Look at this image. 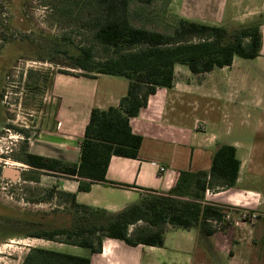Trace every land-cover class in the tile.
Instances as JSON below:
<instances>
[{"label":"crops","instance_id":"1","mask_svg":"<svg viewBox=\"0 0 264 264\" xmlns=\"http://www.w3.org/2000/svg\"><path fill=\"white\" fill-rule=\"evenodd\" d=\"M182 3L192 9L191 21L208 25H244L261 16V56L235 57L231 66L203 75L176 65L173 87L158 88L130 119L143 138L138 158L112 156L105 181H94L89 192L79 190L82 178L63 175L64 190L82 205L118 213L145 195L168 194L181 172H209L218 143L237 149L239 178L234 187L204 196V205L225 215L213 222L214 233L167 225L160 248L105 238L101 253L84 257L91 264H264V217L244 220L241 212L264 214V0ZM121 78L52 74L28 152L79 163L92 110L117 107L128 93L129 82Z\"/></svg>","mask_w":264,"mask_h":264},{"label":"trees","instance_id":"2","mask_svg":"<svg viewBox=\"0 0 264 264\" xmlns=\"http://www.w3.org/2000/svg\"><path fill=\"white\" fill-rule=\"evenodd\" d=\"M132 3L133 0H75L74 3L81 8L80 13L96 42L109 52L99 57L95 47L81 46L77 56L69 57L81 70L79 75L116 76L129 82L128 93L121 98L119 106L105 111L92 110L80 142L79 163L29 152L19 160L33 169L82 178L79 184L82 192H89L94 181H105L112 156L138 158L143 138L133 132L130 119L139 116L158 88L173 87L176 65L203 75L218 67L231 66L235 57L249 60L261 56V16L231 29L179 18L171 31L152 30L133 24ZM240 166L237 149L218 143L209 172H181L168 194L145 195L118 213L82 205L75 194L61 192L59 195L70 203L72 225L38 228L27 237L79 246L96 254L103 251L105 238L120 240L129 246L163 247L167 225L183 230L198 227L212 234L213 222L221 221L225 215L218 208L204 205V196L208 190L234 187ZM23 264H91V260L33 248Z\"/></svg>","mask_w":264,"mask_h":264},{"label":"rangeland","instance_id":"3","mask_svg":"<svg viewBox=\"0 0 264 264\" xmlns=\"http://www.w3.org/2000/svg\"><path fill=\"white\" fill-rule=\"evenodd\" d=\"M137 1L132 3V22L139 27L171 31L179 18L190 20L193 15L183 0ZM74 3L0 0V264H23L33 248L81 257L90 254L89 249L27 237L38 228L72 225V216L69 201L59 195L68 187L63 175L19 161L28 152L29 139L39 131L36 121L52 74L82 73L69 58L77 56L81 46L95 47L99 57L109 55ZM7 169L17 172V177Z\"/></svg>","mask_w":264,"mask_h":264},{"label":"built area","instance_id":"4","mask_svg":"<svg viewBox=\"0 0 264 264\" xmlns=\"http://www.w3.org/2000/svg\"><path fill=\"white\" fill-rule=\"evenodd\" d=\"M161 172H164L165 171V168H161L160 169ZM242 218L244 220H249V221H257V219L260 217V216H263L264 217V214H257L256 212H251V211H248V210H242Z\"/></svg>","mask_w":264,"mask_h":264},{"label":"water","instance_id":"5","mask_svg":"<svg viewBox=\"0 0 264 264\" xmlns=\"http://www.w3.org/2000/svg\"><path fill=\"white\" fill-rule=\"evenodd\" d=\"M6 172L9 174H13L15 177H17V172H15V171H11V170L7 169ZM14 176H13V178H15Z\"/></svg>","mask_w":264,"mask_h":264},{"label":"flooded vegetation","instance_id":"6","mask_svg":"<svg viewBox=\"0 0 264 264\" xmlns=\"http://www.w3.org/2000/svg\"><path fill=\"white\" fill-rule=\"evenodd\" d=\"M10 126V125H9ZM9 128H12V126H10ZM27 128V130H28V127H26ZM25 128V129H26ZM4 131H9V130H7V129H5ZM24 132H26V130H24ZM24 140H27V139H24ZM6 165H9V163H5ZM12 166V165H11Z\"/></svg>","mask_w":264,"mask_h":264},{"label":"bare ground","instance_id":"7","mask_svg":"<svg viewBox=\"0 0 264 264\" xmlns=\"http://www.w3.org/2000/svg\"><path fill=\"white\" fill-rule=\"evenodd\" d=\"M12 166L13 165H16V163H13V164H11ZM20 166H24V165H22V164H19ZM19 165H16V166H19ZM25 167V166H24Z\"/></svg>","mask_w":264,"mask_h":264}]
</instances>
